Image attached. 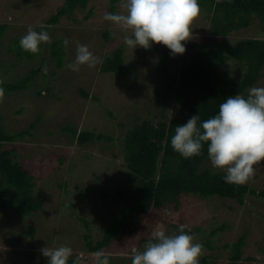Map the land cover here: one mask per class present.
<instances>
[{"label": "rangeland", "instance_id": "1", "mask_svg": "<svg viewBox=\"0 0 264 264\" xmlns=\"http://www.w3.org/2000/svg\"><path fill=\"white\" fill-rule=\"evenodd\" d=\"M63 1L0 0V25L6 24L0 36V82L32 77L26 89L4 93L0 99V124L4 130L11 134L27 131L4 147L13 150L17 160L29 169L34 177L33 193L42 202L37 212L27 216L0 211V264H32L36 260L29 259L31 250L37 251L38 260L45 264L47 258L40 249L60 245L71 247L73 255L82 259L86 241L83 234H89L92 240L100 239L116 211L111 201L102 200L100 191L113 192L126 182L121 140L127 127L160 115L161 107L156 109L153 101L156 94L159 98L169 94L171 108L164 112L167 120L182 117L184 112L168 88L172 78H165L159 68V51L165 46L129 48L124 37L131 36V30L103 19L106 12L126 14L124 0H88L85 9L62 16L56 24H46ZM208 25V12L200 6V14L192 24V36L185 43L186 52L173 56L169 50L172 77L195 51L202 49L193 43L203 42L204 48L213 46L208 39ZM29 27L37 32L47 31L50 42L42 43L40 51L30 59L10 54L7 48L14 39L20 40ZM104 31H109L107 38ZM246 38H264L258 18L226 37L231 42ZM56 40L62 41L61 65L50 54V43ZM81 44L89 47L98 63L95 67L82 65L78 72H73L67 65L75 60L77 45ZM119 47L123 50L126 74L101 73V62ZM227 65L238 76L244 69L241 63L229 61ZM34 68L35 74L31 72ZM254 87H264V69ZM71 126L77 132L92 131L113 140L79 145L76 137L64 131ZM204 165L212 171L225 172L213 168L210 160ZM245 184L264 190V161L255 167ZM4 190L1 192L8 199L10 195ZM80 192L84 193L83 200ZM80 217L86 219L87 226ZM180 225L194 235L195 242L203 244V255L211 257L212 264H229L232 244L240 236H244L240 261L264 264V198L255 196H246L243 204L218 196H183L178 209L171 207L168 213L164 209L152 211L135 232L120 236L103 253L109 256L110 264H131V248L142 251L157 226L172 234ZM27 230H32L33 236ZM248 256L254 260H243Z\"/></svg>", "mask_w": 264, "mask_h": 264}, {"label": "trees", "instance_id": "2", "mask_svg": "<svg viewBox=\"0 0 264 264\" xmlns=\"http://www.w3.org/2000/svg\"><path fill=\"white\" fill-rule=\"evenodd\" d=\"M198 2L208 12L210 34L208 39L213 46L204 48L206 45L203 42L193 43L202 49L190 56L176 72L175 77L169 73L171 66L169 49L163 47L158 55L160 70L165 78H172L168 88L173 91V99L184 111L183 116L167 120L164 112L171 108L169 94L164 93L161 98L156 94L153 101L156 109L161 107L160 115L156 118L141 119L127 127L121 140L122 160L127 166L126 182L113 192L107 189L100 191L102 200L111 201L116 211L103 229L100 239L92 240L89 234H83L82 237L86 240L82 249L85 256L81 259L73 255L69 258L68 264H95L96 252H103L120 236L135 232L152 211L164 209L168 213L171 207L178 209L183 196L201 199L218 196L234 199L239 204L244 203L246 196L264 198V190H257L245 183H226L223 179L225 172L212 171L206 167L204 163L209 160L206 144L201 155L189 159L183 158L171 147V138L177 125L186 123L194 114H200L201 121L216 115L219 105L228 96L240 94L247 97L248 90L255 86L264 69V38H246L236 42L226 39L231 32L247 28L253 18L259 19L261 29L264 31V0H198ZM87 3L88 0H64L46 20V24L58 23L62 16H70L77 10L85 9ZM5 28L6 24L0 25V36ZM103 35L107 38L109 31H104ZM19 41L14 39L12 41L14 46H9L8 52L32 58L35 54L23 50ZM61 43V40L50 43L52 48L50 54L57 58L58 65H61L64 56V51L59 45ZM229 61L242 64L244 69L240 76L226 68ZM99 70L103 74L124 76L126 67L123 50L119 47L106 56ZM31 72L35 74L37 70L34 68ZM31 80L32 77L26 75L11 83L0 82V87L4 88L5 94L20 92L27 88ZM80 93L87 97L82 89ZM64 131L76 137L79 145L94 140H113L109 135L96 134L92 131L77 132L72 126L65 127ZM24 133L27 131L8 133L0 124V211L9 210L16 216L31 215L42 206L40 197L33 193V175L17 160L13 150L4 147L6 142L19 138ZM4 189L10 195L8 199L1 192ZM83 198L84 193L80 192V199ZM80 219L85 226L88 225L84 217ZM26 233L33 236L32 230H27ZM151 239H147L145 244ZM243 242L244 236H240L232 244L229 264H246L240 261ZM206 245L209 243L206 242ZM28 257L36 260L32 264H44L42 260H38V252L35 250H31ZM243 260L249 261L254 258L248 256ZM212 261L207 255L199 258V264H212ZM13 264L17 262L14 261Z\"/></svg>", "mask_w": 264, "mask_h": 264}, {"label": "clouds", "instance_id": "3", "mask_svg": "<svg viewBox=\"0 0 264 264\" xmlns=\"http://www.w3.org/2000/svg\"><path fill=\"white\" fill-rule=\"evenodd\" d=\"M123 6L126 14L106 12L103 19L131 30L132 35L124 37L127 47L147 50L153 44H162L173 56L186 52L193 21L200 14L198 0H124ZM45 42H50L47 31L37 32L29 27L19 45L35 54ZM68 43L66 39L64 44ZM97 63L98 58L89 47L81 44L67 68L78 72L82 65L95 67ZM3 96L4 88L0 87V99ZM205 144L213 168L225 171L226 183H246L255 167L264 161V87L250 88L247 97L240 94L226 97L218 113L206 120L201 121L200 114L192 115L186 123L176 126L171 138L173 151L185 159L201 155ZM204 251L203 244L195 242L184 225L172 234L157 226L142 251L131 248V264H199ZM40 252L47 258L46 264H68L73 256V249L66 245L46 246ZM95 264H110V258L98 251Z\"/></svg>", "mask_w": 264, "mask_h": 264}]
</instances>
